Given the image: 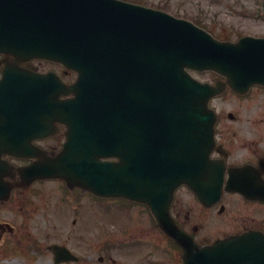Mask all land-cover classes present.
Instances as JSON below:
<instances>
[{
  "label": "water",
  "instance_id": "95a60500",
  "mask_svg": "<svg viewBox=\"0 0 264 264\" xmlns=\"http://www.w3.org/2000/svg\"><path fill=\"white\" fill-rule=\"evenodd\" d=\"M20 8L11 0H0V31L11 35L10 24L17 20L16 15L28 16L24 22H30V57L63 63L78 71L80 89L69 105L86 116L85 129L81 128L78 137L80 124L64 109L68 140L54 168L47 166L36 173L77 178L79 186L97 195L150 202L161 216L160 200L165 192L171 193L187 180L166 177L169 172L164 168L174 162L162 160L158 150L151 157L152 167L144 171L141 114L155 111L157 121L170 117L185 125L191 110H207L213 93L207 85L190 79L185 68L217 70L220 54L236 53L238 48L222 50L224 45L202 33L171 26L185 23L164 13L116 0H30L29 8ZM262 42H252L247 52H264ZM257 61L255 66L264 72V57ZM110 95L107 141L98 142L89 119L96 99L107 100ZM48 105L52 113L61 114L54 99ZM41 114L32 119L37 121ZM197 143L190 148L197 150ZM103 157H116L119 162H103ZM155 169L160 179H151ZM2 185L1 179L0 198L2 194L6 198ZM199 257L202 261L191 255V264H264V237L256 233L232 237L202 250Z\"/></svg>",
  "mask_w": 264,
  "mask_h": 264
},
{
  "label": "flooded vegetation",
  "instance_id": "af4514ba",
  "mask_svg": "<svg viewBox=\"0 0 264 264\" xmlns=\"http://www.w3.org/2000/svg\"><path fill=\"white\" fill-rule=\"evenodd\" d=\"M205 27L221 40H237L246 35L238 32L244 24L234 27L224 21L207 18ZM260 23L264 24V20ZM203 25V26H201ZM234 27V28H233ZM0 56V78L3 71ZM30 69V62L22 65ZM44 72V66L37 65ZM202 81L214 82L218 76L212 73L198 75ZM224 82L223 78L219 79ZM210 106L216 114L214 146L209 160L221 167L222 188L218 200L211 206L200 203L195 193L185 187L176 190L170 205V218L184 235H177L182 243L190 241L198 246H207L230 235L250 231L264 233V86H253L244 93L225 87L214 97ZM61 130L53 136L35 141L42 149L57 151L63 141ZM8 158L17 166L27 165L26 159ZM19 189V188H16ZM139 236L149 251L145 257L150 264H182V251L172 243L156 225L149 223L138 230ZM170 242V243H169ZM167 243L168 245H164ZM171 253H163L170 252ZM138 259L134 264H141ZM125 264H130L126 262Z\"/></svg>",
  "mask_w": 264,
  "mask_h": 264
},
{
  "label": "rangeland",
  "instance_id": "374dc122",
  "mask_svg": "<svg viewBox=\"0 0 264 264\" xmlns=\"http://www.w3.org/2000/svg\"><path fill=\"white\" fill-rule=\"evenodd\" d=\"M124 1L139 2L143 6L160 9L171 15L191 21H199L203 24L207 18L216 16L215 19L234 25V27L242 23L246 25L244 29L252 30L255 35L264 32L263 24H259V26L255 24L256 26H254L246 20L259 10L260 0ZM54 70L60 72L57 67ZM73 78L74 76L69 75L66 77V81L70 82ZM63 195V191L59 190L55 183H46L37 185L32 190L22 194H16L8 203L0 206L1 223H9L14 231H20L19 233L22 235L26 233V237H30L31 233L32 238L30 240L35 237L38 243L36 245L38 249L35 248L34 253L30 254L32 258L26 259L22 257L28 251L26 241L24 243L15 241L18 236L16 233L0 232V238L3 236L4 241L3 245L1 243L0 246V264H52L51 254L46 249L51 243H66L77 255L89 256L83 264L122 263L124 257L119 255L122 254L120 251L114 253L117 261L110 262L108 255L100 250L103 239L99 232L112 229V232L116 234L114 230L129 221L126 213L114 207L111 202L95 205V202L88 195L81 197V201L75 204L78 210L72 204L62 207L60 206L61 203L58 205V199ZM28 196H32V202L29 201L30 197ZM25 197L28 199L26 200ZM117 204L116 202L115 206ZM74 219L75 223L72 224ZM126 228L123 230L125 231ZM138 229L136 228V232ZM6 245L11 247L12 251H5ZM14 248H17L16 251L19 255L13 251ZM124 253H128L129 258L133 261H137L141 255V252L136 248L128 249Z\"/></svg>",
  "mask_w": 264,
  "mask_h": 264
}]
</instances>
